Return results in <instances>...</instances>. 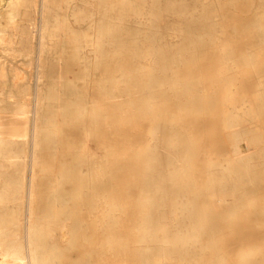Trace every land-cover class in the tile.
I'll return each instance as SVG.
<instances>
[{
  "label": "rangeland",
  "instance_id": "rangeland-1",
  "mask_svg": "<svg viewBox=\"0 0 264 264\" xmlns=\"http://www.w3.org/2000/svg\"><path fill=\"white\" fill-rule=\"evenodd\" d=\"M86 1L53 0V16L44 36L47 44L46 60L52 65L48 72L52 83L44 88V96L48 99L50 90L54 92V98L49 101L51 108H47L46 112L52 148L42 153V173L37 181L35 201V216L42 230L37 243L44 263L210 264L219 258L225 264H238L248 254L254 259L264 261V86L259 87V82H264V32L255 33L258 27L264 28V4H260L258 0H248L244 5L231 7L234 9H230L227 19L229 23L234 21L241 29L248 28L254 32L252 38L255 46L247 54L251 57L248 67L235 70L237 67L232 66L234 69L229 70L228 74L236 77V88L242 93L241 98L247 100L245 105L254 111L263 110L261 116L232 118L221 111L230 104L221 102L219 105L218 96L222 83L227 81L220 77L218 67L223 65L227 56H213L201 50L199 37L205 35L208 46L217 43L218 48L224 50H228L230 44H235L240 50L246 51L251 44L244 36L237 35L232 26L223 24L218 16L213 18L210 31L193 30L190 18L199 13L200 4L191 3L192 6L178 9L176 13L170 14L167 10L162 12L161 18L166 24L156 42L158 45L169 46L183 44L186 48L204 53L203 73H210L219 82L218 91L211 95L215 100L210 104L209 112L198 114L191 110H181L184 105L175 103L168 96L164 101L151 103L144 115L127 105L124 115L134 114V119L126 124L122 111L112 104L114 101H128L134 94V88L122 81L128 68L123 51L125 24L139 26L140 29L142 26L137 23L144 20L137 17V12L147 2L92 0L87 5ZM160 1L170 5L173 0ZM32 9L33 5L29 0H0V29L8 28L11 32L12 27L7 26L9 16L22 27L29 25ZM103 24H106L111 35H116L118 52L114 53L110 44L105 45L98 41V31ZM178 28L187 31L182 34L177 31ZM69 29L78 32V43L82 44L84 52L78 53L71 46ZM38 37L40 31L36 30L34 41L39 46ZM142 40L141 33L127 40L133 53L138 52L135 41ZM36 46L30 54L22 49L15 57L6 55L0 49L1 60L7 63V78L0 84V108L9 111L13 102L27 101L30 110L34 109L32 104L35 103L39 86L36 78L39 66L35 63L38 61V56L35 55H39V47ZM89 56L95 61L91 66L85 63ZM218 58L222 59L215 63L214 60ZM128 60L131 62V58ZM134 61L130 66L133 70L153 69L160 76L166 73L163 69L165 64L159 57ZM171 62L173 66L178 65L176 59L171 58ZM17 71L27 80L17 82ZM188 73L193 75L195 72L191 70ZM119 80L120 96L114 97L109 93V88L111 82ZM83 102L93 106L91 117L72 108L76 103ZM235 102L239 103L240 100ZM61 103H65L67 108L61 109ZM32 113L34 114V110L30 113L33 118ZM232 122L248 125L249 128H244L242 133L236 135L227 126ZM169 125H174V129L169 130ZM157 130L165 131L170 141H190L195 149L186 157V161L190 163L187 180H171L177 187L187 190L184 204L189 205L192 210L185 217L186 220H191V215H200L199 209L203 207L200 199L202 188L214 167L226 173L220 181L221 185L226 184L227 180L246 183L249 181L245 176L248 171L252 174L250 179H255L257 184L250 194L253 205L243 204L240 209L232 212L234 201L230 199L226 214L216 221L217 226L213 231L201 234L198 242L191 246L193 256L189 260L183 255L175 259L164 257L165 253L159 245L147 249L143 254L140 245L143 240L153 238L163 242L177 240L183 245L189 233L196 228L189 226L158 230L144 239L135 230L139 219L147 215L146 207L139 206L137 189L143 184L147 176V164L154 157L155 149L149 144V139ZM237 139L245 140L248 148L253 150L248 171H237ZM111 147H115L120 154V160H114L113 163L124 168L115 174L113 182L109 178L108 150ZM83 151L85 154L91 152V157L82 156ZM138 152L142 153L141 157L137 155ZM171 160L170 157L166 158L168 162ZM0 163L10 173L13 172L7 158L0 157ZM28 166L31 167L30 162ZM27 178L29 182L30 177ZM4 186L6 183L0 179V189ZM231 186L228 184L226 187ZM21 200L22 209L14 212L21 213L22 218L24 216L21 227L18 226L19 230L24 231L29 204L26 195ZM4 205L0 201V210ZM110 205L120 207V212L115 214L119 227L117 225L111 230ZM207 247L211 250H207ZM110 248L115 251H110ZM217 253L221 255L216 256ZM213 254L215 258L212 257Z\"/></svg>",
  "mask_w": 264,
  "mask_h": 264
},
{
  "label": "bare ground",
  "instance_id": "bare-ground-1",
  "mask_svg": "<svg viewBox=\"0 0 264 264\" xmlns=\"http://www.w3.org/2000/svg\"><path fill=\"white\" fill-rule=\"evenodd\" d=\"M29 1L33 5V9L30 12L29 20L31 22L29 25L22 27L18 23H14L13 17L9 16V24L7 26L12 27L11 32L8 28L0 29V49L6 55H14L13 57L21 52L22 49H26V53L30 54L37 45L34 41L35 31H40V37H38L40 38L39 46L37 45L39 47V55H35L38 56L36 57L38 61L35 63L38 64L39 71L37 72L38 75L36 74L37 77L34 75L38 79L39 86L36 98L34 97L35 103L32 104L34 106L32 107L34 108V114L32 113L33 118L30 115L33 110H30L27 101L13 102L9 111L0 108V157L9 160L14 172L10 173L0 163V179L6 183V186L0 189V201L5 204L4 208L0 210V264H45L37 243L40 241L39 238L41 237L42 230L35 216V201L38 186L37 181L42 173L40 170L43 164L42 153L52 148L49 140L50 133L47 128L46 112L47 108H51V102L49 101H52V98H54V92L50 90L47 99L44 96L43 90L47 85L52 83V77L48 74L51 71L52 65L46 60L47 44L44 36L50 26V19L53 16V0ZM144 1L147 2V5L137 12V17L144 20V22L137 23L142 27L138 29L139 26L131 27V25L125 24L123 51L128 68L122 81L128 83L131 88H134V94L130 96L128 101L112 102L116 109L122 111L126 124L134 119V114L124 115L127 105L132 106L134 111L144 115L143 113L149 110L148 106L151 103L164 101L168 96L175 103L184 105L181 110H191V112L198 114L208 113L210 104L215 100L211 95L218 91L219 82L210 73H203L202 63L204 61V53H199L201 50L211 53L213 56L218 54L227 56L223 65L218 67L220 77L224 78L225 81L227 79L226 82L222 83L218 96L220 99L219 105L221 102L222 104H230L221 111L227 117L232 118L262 115L263 110L254 111L251 107L245 105L247 100L242 99L243 97L241 98L242 93L236 88V77L228 74L229 70L234 69L232 66L237 67L235 70H241L247 68L251 61V57L247 54L249 51H253L255 46V40L252 38V33L254 32H251L248 28L241 29L234 21L231 23L227 21L231 7L244 5L248 0H173L170 5L163 4L160 0ZM91 2L92 0H87L85 4L89 5ZM258 2L264 4V0H258ZM191 3L200 4L199 13L193 14L190 18L191 24L194 26L193 30L210 31L213 18L218 16L223 21V24L232 26L237 35L248 39L251 47L243 51L235 44H230L228 50L219 49L217 43L208 46L205 35L199 37L198 44L201 46V50L199 51L186 48L183 44H175L174 46L166 44L158 45L156 40L162 35V30L166 24H164V20L161 18L162 12L167 10L170 14L176 13L178 9L192 6ZM256 30V34L264 32V28L258 27ZM177 31L184 34L187 30L178 28ZM139 33H141L143 40L142 42L135 41L138 46V52L133 53L127 44V40ZM68 34L70 35V44L75 48L76 52H84V47L78 43V32L75 29H69ZM8 37L9 39H7ZM98 41L105 45L110 44L114 53L119 51L118 39L116 35H111L108 32L106 24H103L102 29L98 31ZM143 43L147 45L143 46ZM153 57H159L164 62L165 67L163 69L166 72L165 75L160 76L153 69L141 71L133 70L130 67L131 63L135 62L134 60H140V58L147 60ZM1 58L2 56L0 55V84L7 78V63L2 61ZM129 58H131V62L128 60ZM171 58L176 59L178 65L173 66ZM222 58H218L214 62L218 63L220 62L218 60ZM85 63L91 66L95 61L89 56ZM142 64H145V62ZM191 70L195 72L193 75L188 73ZM15 76L17 82L27 80L20 71L15 72ZM69 82H72V78L69 79ZM263 86L264 82L260 81L259 87ZM120 90V80L111 82L109 93H112L114 97L120 96ZM254 97L257 98L256 95ZM235 100H240V102L236 103ZM60 108L65 109L67 105L61 103ZM72 108L90 117L93 112V106L88 102L76 103ZM227 126L236 135L242 133L244 128H249L248 125L238 122H232ZM167 127L169 130L174 129V125ZM190 143V141L186 140L170 141L165 135V131L162 130L153 132L149 139V144L155 149L154 157L148 162L147 176H145L143 184L137 189L139 206L146 207L147 215L139 219L135 230L144 239L148 235H153L158 230H170L176 227L187 228L189 226L196 229L189 233L187 241L183 245L177 240L167 242L159 241L155 238L147 241L143 240L140 245L143 254H145L144 251L147 249L159 245L161 251L165 253L164 257L175 259L183 255L189 260L193 256L190 250L191 246L198 242L201 234L213 231V228L217 226L216 221L226 214L227 202L230 199L234 201V205L231 208L232 212L240 209V206L243 204L248 203L249 205H253L254 203L250 194L257 187V184L255 179H250L252 174L248 171L250 170V156L253 150L250 147L248 148L245 140L237 139V171L247 170L248 172L245 176L248 177L249 181L239 183L227 180L226 184L221 185L220 181L226 173L214 167L209 172L207 181L202 188L200 199L203 207L199 209L200 215H191V220H186L185 217L188 216L191 209L189 205L184 204V195L187 190L183 187H177L171 180L179 182L187 180L188 176L186 177V175H188L187 171L190 168V163L186 161V157L190 152L195 150ZM108 152L110 156L109 178L110 182H113L115 174L124 168L113 163L114 160H120V154L117 149L111 147ZM91 155V152L86 154L84 151L82 152V156L84 157H91ZM137 155L141 157L142 153L138 152ZM167 157H170L172 162L166 161ZM29 162L31 163L30 168L28 166ZM262 163H264V160ZM97 174L99 176V173ZM28 176L30 177L29 182H27L29 180ZM228 184L232 186L226 187ZM19 194L22 196L20 195L17 199L21 203L16 199ZM25 195L27 196V203L29 205L28 213L26 212L25 230L23 231L19 230L18 226L21 227L24 216L22 218L21 213L17 214L14 211L22 209L21 199ZM116 212H120V207L110 205V230L116 228L118 225V220L115 219ZM180 218L182 220H179ZM207 248V250H211L210 247ZM109 250L115 251L111 248ZM215 255L221 254L217 253ZM215 255L213 254L212 257L215 258ZM142 264L152 263L143 262ZM210 264H225V262L218 258ZM238 264H264V261L254 259L248 254L241 258Z\"/></svg>",
  "mask_w": 264,
  "mask_h": 264
}]
</instances>
